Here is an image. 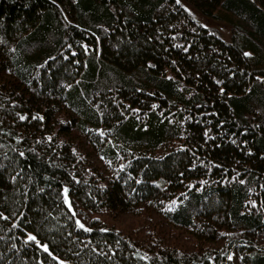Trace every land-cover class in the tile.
<instances>
[{"label":"trees","instance_id":"trees-1","mask_svg":"<svg viewBox=\"0 0 264 264\" xmlns=\"http://www.w3.org/2000/svg\"><path fill=\"white\" fill-rule=\"evenodd\" d=\"M0 264H264V0H0Z\"/></svg>","mask_w":264,"mask_h":264},{"label":"rangeland","instance_id":"rangeland-1","mask_svg":"<svg viewBox=\"0 0 264 264\" xmlns=\"http://www.w3.org/2000/svg\"><path fill=\"white\" fill-rule=\"evenodd\" d=\"M186 7L190 10L193 16L196 17L201 23L216 30L224 39H230L231 31L230 27L227 24L207 19L203 17L198 11L193 9L191 6L186 5Z\"/></svg>","mask_w":264,"mask_h":264}]
</instances>
